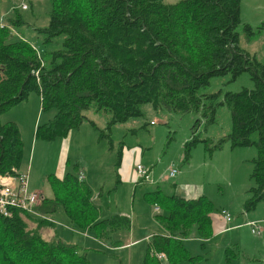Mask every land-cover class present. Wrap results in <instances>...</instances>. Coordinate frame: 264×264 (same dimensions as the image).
I'll return each instance as SVG.
<instances>
[{
  "label": "trees",
  "instance_id": "1",
  "mask_svg": "<svg viewBox=\"0 0 264 264\" xmlns=\"http://www.w3.org/2000/svg\"><path fill=\"white\" fill-rule=\"evenodd\" d=\"M239 6L240 0H49L47 24L36 29L42 36L39 55L9 30L22 23L15 10L0 27V115L36 94L40 110H53V115L36 125L34 138L49 141L88 120L83 112L89 109L108 113V134L112 125L141 117L143 104L199 112L209 123L224 105L230 130L213 146L228 140L231 147H255L252 185L243 204L251 210L264 201V63L240 48L237 37L240 30L252 39L263 28L241 22ZM58 36H63L59 45ZM243 72L251 88L203 92L210 78L234 79ZM195 141L191 138L189 144ZM22 157L17 125L0 120V174H16L13 169ZM46 181L51 195L38 193L35 209L40 214L48 217L60 206L73 228L87 229L96 239H109L111 232L129 225L124 215L99 218L76 164ZM143 198L158 207L154 217L161 229L150 235L141 264H199L183 240L211 235L210 203L200 195L165 194L158 187ZM10 211V216L0 215V264H88L76 245L41 235L53 222ZM157 252L164 258L151 254Z\"/></svg>",
  "mask_w": 264,
  "mask_h": 264
},
{
  "label": "rangeland",
  "instance_id": "2",
  "mask_svg": "<svg viewBox=\"0 0 264 264\" xmlns=\"http://www.w3.org/2000/svg\"><path fill=\"white\" fill-rule=\"evenodd\" d=\"M162 1L169 4L178 0ZM22 3L26 5L25 9L19 7ZM15 10L22 23L12 29L40 53L42 36L36 29L47 24L49 0H0L1 18L7 20ZM239 17L241 22L254 27L264 24V0H240ZM62 38L58 36L54 40L59 45ZM237 43L264 63V25L249 40L238 30ZM251 87L248 74L243 72L234 79L229 75L212 77L203 92H235ZM141 112V117L112 125L107 134L108 113L85 110L84 116L94 122L95 128L84 120L79 130H71L66 140L63 137L49 141L34 138L36 125L53 115V110H40L36 94L30 93L25 100L0 115L1 121L17 123L23 145L21 166L23 169L28 166L29 182L40 196L51 195L46 179L59 172L58 165L63 167L66 155L64 158L62 155L67 150L60 143L67 141L68 161L64 172L71 170L72 164L77 162L82 180L88 183L91 199L99 207V218L118 214L129 220V225L111 232L109 239H96L87 229L73 228L58 206L55 212L63 221L49 215L53 224L41 235L48 239L45 231H54L60 240L75 244L77 252L85 256L88 264H141L148 249L149 234L161 229L154 217L158 211L144 200L143 194L158 187L165 194L200 195L210 203L211 235L199 239L193 234L183 240L189 254L199 256V264H259L264 257V220H259L264 201L251 210H245L243 205L246 190L252 185L249 174L256 155L255 147H231L228 140H223L218 147L213 146L230 130L227 108L218 106L215 121L210 123L199 112L155 110L149 104H143ZM34 121L36 124L31 132ZM191 138L197 141L189 144ZM250 139L255 140L256 133L250 134ZM134 148L136 151L132 155ZM28 150L30 160L26 163L24 158ZM124 158H130V162L138 160L148 170V180L133 183L134 168L126 165L123 172L120 168ZM171 168L176 170L174 177L168 176ZM220 209L230 214V222L223 223L218 213ZM249 220L259 221L258 234L250 232L245 223ZM238 223L235 228L218 231L223 228L222 224L228 227Z\"/></svg>",
  "mask_w": 264,
  "mask_h": 264
},
{
  "label": "built area",
  "instance_id": "3",
  "mask_svg": "<svg viewBox=\"0 0 264 264\" xmlns=\"http://www.w3.org/2000/svg\"><path fill=\"white\" fill-rule=\"evenodd\" d=\"M19 7L21 9H25L26 5L22 3ZM4 26L5 24L0 21V27ZM8 28L18 38H20L21 40H25L18 33H16L12 29V27L8 26ZM30 45L36 51V54L39 55V51L37 50V48L32 43H30ZM134 150L136 149L134 148ZM132 167L134 168V174L131 177L133 183L148 180V170L145 169L137 160H134V162H132ZM13 171L16 172V174H0V215L4 217L10 216V210L16 209L28 213L37 218L51 221L48 217L43 214H40L35 209V206L39 201V195L36 191L29 189L27 171L20 173H18L15 169H13ZM175 174V169H169V177H174ZM78 177L80 178V176ZM154 209L156 212L159 210L157 206H154ZM218 213L225 223L230 222V214L225 209H220ZM246 224L250 227V232L252 234L259 233L260 227L258 225V221H249L246 222ZM151 254L154 255L157 259L164 258V254L161 252Z\"/></svg>",
  "mask_w": 264,
  "mask_h": 264
},
{
  "label": "crops",
  "instance_id": "4",
  "mask_svg": "<svg viewBox=\"0 0 264 264\" xmlns=\"http://www.w3.org/2000/svg\"><path fill=\"white\" fill-rule=\"evenodd\" d=\"M0 21H2V23L3 24H6L7 23V21L6 20H4L3 18H1V16H0ZM245 23H247V22H245ZM260 25H262V28H263V22L262 23H260ZM37 96V95H36ZM38 97V96H37ZM39 98V97H38ZM40 104V103H39ZM88 120H90V119H88ZM7 121H12V122H14V120H7ZM91 121V120H90ZM2 122H6V121H2ZM15 124H17L16 122H14ZM92 123L94 124V122L92 121ZM36 124V121H34V122H32V128H31V132H32V130H33V127H34V125ZM81 125H79L77 128H74V129H76V130H79V127H80ZM18 130H19V128H18ZM71 130H73V129H71ZM71 130L69 131V133L67 134V136L66 137H64V139L63 140H66L65 138H68V136L71 134L70 132H71ZM20 133V132H19ZM21 138V137H20ZM62 144V146L63 147H66V150H67V152L65 153V154H63L62 155V157L64 158V156L66 155V157H65V162H64V165H63V167H64V170H63V167L62 168H60V166L58 165V169H59V172H56V173H54V175H56L57 177H61L62 175H63V173H64V171H65V168H66V163H67V161H68V159H67V153H68V145H67V141H63L62 143H60V145ZM29 146H31V141H30V144H29ZM28 146V147H29ZM30 150H28V152L26 151V153H25V158L24 159H26V163H27V161L28 160H30V152H29ZM135 151L136 150H134L133 151V153H132V155L135 153ZM22 159H23V157H22ZM138 161V160H137ZM73 164H76L77 165V172H78V176H80V178H81V180H82V177H81V173H80V171L78 170V164H77V162L75 161ZM72 164V165H73ZM126 165H129L130 167L132 166V162H130V158H124V160H123V163H122V166L120 165V168L122 169V172L125 170V168H126ZM80 168H82V167H80ZM16 171L18 172V173H20V172H28V166H26L25 167V169H23V167L21 166V164H20V166H19V168H17L16 169ZM87 183V182H86ZM88 184V183H87ZM28 187L31 189V190H33V191H37L36 189H35V187H33V186H31V184H30V182H29V177H28ZM37 193H38V191H37ZM193 196H196V194H194ZM42 197H50V196H42ZM258 204H260L259 202L255 205V207L258 205ZM260 207L259 208H261V206L262 205H259ZM99 208V207H98ZM56 211V210H55ZM53 212L52 214L54 215V216H56L58 219H60V220H62L63 221V218H61V215L59 214V213H57V212ZM52 214H49V215H52ZM115 215H118V214H115ZM222 219V218H221ZM261 219H263L264 220V207H262V209H261V213L259 214V220H261ZM223 221V220H222ZM249 221H251V220H249ZM248 222V221H247ZM259 222V221H258ZM223 223L224 224H226L224 221H223ZM246 223V222H245ZM239 225V223L238 224H236V225H232V226H228V227H225L223 224H222V226L221 227H223V228H218V231H222V230H224V229H230V228H235V227H237ZM247 225V224H246ZM248 226V225H247ZM47 228H50V226H48ZM44 230H46L45 228H43L42 229V231H44ZM41 231V232H42ZM46 232V234H47V237H48V239H51V238H53V237H56V235H55V232L53 231V232H48V231H45ZM149 235H151V234H149ZM148 235V236H149ZM150 237V236H149ZM149 237L147 238L148 240H149ZM133 242V241H132ZM73 244V243H72ZM75 245V244H74ZM264 253V252H263Z\"/></svg>",
  "mask_w": 264,
  "mask_h": 264
},
{
  "label": "bare ground",
  "instance_id": "5",
  "mask_svg": "<svg viewBox=\"0 0 264 264\" xmlns=\"http://www.w3.org/2000/svg\"><path fill=\"white\" fill-rule=\"evenodd\" d=\"M40 199V198H39ZM40 201H41V199H40ZM39 204V203H38Z\"/></svg>",
  "mask_w": 264,
  "mask_h": 264
}]
</instances>
